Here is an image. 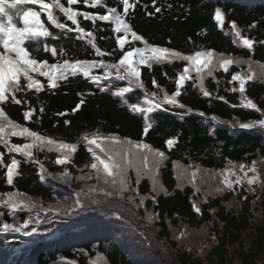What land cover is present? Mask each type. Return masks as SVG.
<instances>
[{
    "label": "trees",
    "instance_id": "obj_1",
    "mask_svg": "<svg viewBox=\"0 0 264 264\" xmlns=\"http://www.w3.org/2000/svg\"><path fill=\"white\" fill-rule=\"evenodd\" d=\"M134 2L136 6L126 19L134 31L151 43L183 54L213 49L233 57H251L264 64V43H261L264 41V0H156L155 6L153 0ZM107 6L123 10L116 0H104L96 7L85 5L83 0L74 5L78 11L96 14H105ZM155 7H161V12L156 13ZM217 7L225 14L223 25L214 19ZM55 15L61 23L75 28L61 12L56 10ZM78 21L85 31L93 32L96 46L106 53L105 58L115 60L130 47L126 45L123 50L119 49L114 24L98 19L93 23L83 16H78ZM233 21L242 36L254 40L252 49H247L234 35ZM252 25L255 26L250 27ZM48 29L51 36L44 42H26L31 57L62 62L68 58L97 56L88 40L78 37L74 31L56 29L50 24ZM141 44L137 41L131 46ZM53 46L57 48L55 58L50 50H45ZM186 63L173 60L151 67L141 66L143 89L132 87L125 80L93 82L81 74L69 76L57 88L50 89L46 79L36 76L44 83L43 90L17 92L16 98L22 101L21 104L13 102L11 97L5 102L10 119L41 135L77 144V151L67 162V168L73 180L85 191L82 205L86 206L76 207L69 194L42 182L37 175L39 164L28 161L22 154L16 155L21 163L13 177V185L9 186L6 165L13 154L0 144V153H3L0 196L18 191L32 199L51 200L53 207L58 203L62 206L61 211L43 215L26 211L11 213L0 205L3 212L0 225L21 222L29 215L38 216L41 221L31 224V228H37L32 243L23 248L19 256L10 259L8 246L11 244L7 237L12 232L0 231V264H264V129L238 126L240 121L262 117L256 110L243 107L239 82L229 83L232 74L247 71V65H230L228 72L217 68L212 76L205 75L203 90L210 93L208 97L203 95L197 74L192 70L191 79L185 81L178 97L185 105L184 109L165 105L147 114L132 109L133 104L147 107L145 90L149 93L159 90L160 99L163 92H174L175 80ZM253 69L257 74L262 71L256 64ZM153 79L156 85L152 83ZM245 87V95L264 111V80L247 81ZM125 88L130 90L122 93ZM233 88L237 91L233 92ZM81 99L84 103L73 112ZM29 105L35 110L31 120L25 121L23 113ZM200 112L205 115L201 116ZM209 115L216 119H208ZM65 121L69 123L65 124ZM147 123L152 127L144 134ZM93 132L103 134V137L115 133L120 137L143 140L164 151L167 159L157 170L155 190L147 175H142L137 184L134 171L130 172L134 189L131 193L121 195L106 188L103 181H97L95 170H90L92 154L89 148L97 155L104 154L83 140L85 135L90 136ZM169 138L177 141L171 148L166 144ZM20 141L30 142L14 137L13 143ZM34 156L54 174L64 171L65 166L55 164L58 153L34 150ZM253 161H256L260 177L255 185L245 183L235 185V191L226 188L215 191L224 187L220 172L229 167V162L234 163L235 171L241 174L239 165H246L247 170ZM174 162H178L176 167ZM193 164L200 169L195 182H189L190 169L188 176L178 175L179 166ZM87 175L92 179H76ZM89 188L96 191L89 192ZM101 188L112 190L113 195L106 197L99 191ZM129 194L136 196L135 202L129 201ZM152 196L156 197L155 201ZM140 199L144 203L137 207ZM194 206L201 212L197 213ZM64 207H71L72 211L66 213ZM149 216L153 219L149 220ZM97 253L102 259L97 258Z\"/></svg>",
    "mask_w": 264,
    "mask_h": 264
},
{
    "label": "snow or ice",
    "instance_id": "obj_2",
    "mask_svg": "<svg viewBox=\"0 0 264 264\" xmlns=\"http://www.w3.org/2000/svg\"><path fill=\"white\" fill-rule=\"evenodd\" d=\"M78 0H67V6L61 2V0H0V144L6 146L8 153L22 154L28 161H34L39 164L40 179L44 180L43 175L45 168L44 164L35 160L34 150L58 153L55 159V164L65 166L63 173L58 179L65 180L67 182L70 179V173L68 172L67 162L72 158L73 153L77 151L76 143L64 142L62 139H55L49 135H41L37 131H33L29 127H26L20 123H17L13 119H10L5 111V102L11 100L16 104H21L22 101L16 98V93L27 90L41 91L45 88L44 83L36 76L46 78L47 85L50 89H55L59 86L61 81H66L69 76H76L82 74L85 78H91L93 82H99L102 78L107 79L111 76H116L121 80H125L132 87L143 89L144 83L141 80V66L147 65L151 67L153 64H163L165 62H171L173 60H181L187 62L183 67V70L179 73L178 78L175 80V90L171 94L166 91L163 92V98L160 99L159 90L147 92L145 90V101L147 107L141 108L139 104H133V111L141 113H151L154 109L164 108L167 106H175L181 109L185 108V105L178 99L182 92V87L186 80L191 79L190 72L194 70L197 74V79L200 82V87L203 90V81L205 75L212 76L213 72L217 68H222L225 72H228L230 65H247V71L232 74L231 81L229 83L238 81V91L241 94V102L243 107L256 110L260 113L261 117L257 120H250L247 123H241L240 127L245 129H253L259 127L264 129V111L258 108L257 104L245 95L246 82L253 79L264 80V64L259 61H253L251 57L244 59L242 57H233L232 55H225L223 52L216 53L213 49L204 51H195L194 54H183L170 47L159 46L155 43L149 42L143 35L138 34L133 30L132 25L128 22L126 17H130V10L134 9L136 4L130 2V0H116L118 5L122 4V11L118 10V7H106L105 14H96L89 11H78L74 5H77ZM85 5L90 4L92 7L101 5L104 0H83ZM156 0H153L155 6ZM23 6V7H18ZM28 5L38 6L29 7ZM53 9H58L65 17L67 21H71L75 28H69L67 23H61L56 15H54ZM161 7H155V12L160 13ZM42 13L46 15L47 21L51 25H54L56 29H67L68 31H74L78 37L88 40L92 48L99 59H75L68 58L55 63H49L47 59H35L31 58L29 48L25 46L27 41H32L37 37H49L51 33L45 26L42 20ZM149 16L152 13H148ZM78 16H83L85 20H90L93 23L98 19L99 21H106L114 24V32L118 35L116 40L119 45V49L123 50L126 45H129V50L123 51V54L115 62L105 61L106 55L99 47L96 46L95 37L92 31H85L80 26ZM6 18V21L5 19ZM14 18H18L22 22V26H18L14 23ZM214 19L218 24L223 25L225 21V14L219 7L214 10ZM252 25L250 27H254ZM231 28L234 30V35L240 38L242 44L247 49H252L254 46V40L247 36H242L240 29L237 27L235 21L231 23ZM122 35H119L121 34ZM129 34H131V41L129 40ZM142 42V47L131 46L132 42ZM264 43V41H261ZM50 50L52 57H57V48L51 47ZM107 55L111 56V53ZM135 57V58H134ZM203 57V63H200V58ZM256 64L262 71L257 74L253 65ZM96 68H103V76L93 75V70ZM205 70L206 73H205ZM23 81V83H22ZM152 83L156 85V80L153 79ZM130 89H122V93H127ZM233 92L237 91L236 88L232 89ZM205 97L210 96L207 90H203ZM223 100L224 97H219ZM84 103L83 99L80 100L73 112L80 109ZM35 109L29 105L28 110L23 113L25 121L31 120L33 111ZM41 113L43 108L40 109ZM188 111H192L188 109ZM64 115V113H60ZM201 116L205 114L199 113ZM146 118V117H145ZM212 119H216L215 116ZM69 121H65L68 124ZM151 123L145 124L143 128L144 134H147L151 129ZM23 138L26 143H12L11 138ZM83 140L89 145H95L96 148L104 154L103 156L97 155L89 148L92 154V162L90 163V170H95V178L97 181H103L106 188L114 189L117 193L123 195L125 192L131 193L134 191L131 185L130 172L134 171L137 177V184L139 178L142 175H147L151 178L153 190L157 186L156 174L161 164L167 159L165 152L157 148H154L149 143L143 140H133L128 137H120L118 134H110L103 138L97 136L95 132L92 133L91 138L88 135L83 137ZM175 138H169L166 144L171 148L176 143ZM3 153H0V164H3ZM21 161L13 155L10 159V163L6 165L7 169V184L13 185V177L16 174V170L19 167ZM178 162H174V167ZM192 166L189 165L179 166L178 175L181 177L188 176L189 169ZM236 165L229 162V167L223 169L220 175L223 177V188H216V192H221L224 188L235 191V185L242 186L245 183L249 186L255 185L260 177L256 168V161L252 162L251 167L246 165H239V173L235 171ZM199 166H196L195 170L190 172L191 180L189 182H195L197 179V172H199ZM249 172L252 175H249ZM232 177H235L232 179ZM91 175L78 176L76 179H91ZM96 191L95 188H89V192ZM106 197L113 195L112 190H105V188L99 189ZM245 199L247 197H244ZM83 190L76 193L75 206L82 207ZM129 201L135 202L136 196L129 194ZM153 201L156 197L152 196ZM92 203H98L96 200H91ZM144 203L143 199H140L139 207ZM0 205H3L11 213H15L16 210H33L39 211H61L62 206L58 203L55 207H45L41 202L34 201L31 197L26 196L18 191H9L3 196H0ZM197 213L201 212L198 206H194ZM63 210L67 213L72 211L71 207H64ZM123 215L122 213L120 214ZM3 212L0 211V218H2ZM149 220L153 217L149 216ZM41 221L38 216L33 217L29 215L28 219H24L22 222L7 223L4 222L0 225V231L2 232H23L25 235L31 236L37 232L36 227H32L29 231L30 224H39ZM183 235V233H181ZM214 239V237H213ZM98 259H102L99 253L96 254ZM95 264V262H93Z\"/></svg>",
    "mask_w": 264,
    "mask_h": 264
},
{
    "label": "rangeland",
    "instance_id": "obj_3",
    "mask_svg": "<svg viewBox=\"0 0 264 264\" xmlns=\"http://www.w3.org/2000/svg\"><path fill=\"white\" fill-rule=\"evenodd\" d=\"M48 205L45 203V207H47Z\"/></svg>",
    "mask_w": 264,
    "mask_h": 264
}]
</instances>
